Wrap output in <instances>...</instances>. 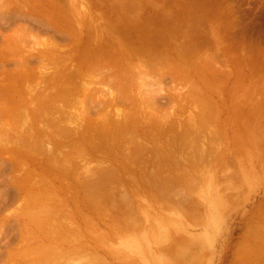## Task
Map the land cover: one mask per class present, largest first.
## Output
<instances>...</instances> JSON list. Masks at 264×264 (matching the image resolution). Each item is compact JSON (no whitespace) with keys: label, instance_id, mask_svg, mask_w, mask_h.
<instances>
[{"label":"rangeland","instance_id":"1","mask_svg":"<svg viewBox=\"0 0 264 264\" xmlns=\"http://www.w3.org/2000/svg\"><path fill=\"white\" fill-rule=\"evenodd\" d=\"M244 1L246 9L254 2ZM177 5L175 0H0V194L11 197L0 208V264H89V260L90 264H264V3L252 17L241 20L231 3L220 4L215 14L195 27L211 43L193 46L194 51L182 37L176 42L169 38V17ZM135 22L145 39L137 44L141 61L137 56L136 63L104 84L90 78L95 87L90 84L85 92L88 81L73 74L77 63L63 60L66 54L80 41L91 51L113 30L131 44ZM188 26L184 23L181 28L185 31ZM57 30L66 35V42ZM147 31L164 36L158 40L161 44L150 41ZM109 42L114 46L116 41ZM190 46L192 50H186ZM173 53L185 54L180 66L167 63ZM151 54L153 62L148 63L144 57ZM135 72L142 76L130 82ZM64 73L77 83H72L70 94L57 80ZM143 89L160 90L158 112L163 123L155 121L148 109L134 113ZM61 95L67 99L61 100ZM126 100L131 102L128 107L118 104ZM49 101L61 102L64 110L57 103L53 106L54 112L59 109L63 114L53 116ZM118 109L124 115L132 113L128 121ZM50 118L53 124L47 123ZM64 132L72 134L69 141ZM185 132L189 136H183ZM29 141L33 145L26 146ZM136 149L144 159L128 163V155L139 153ZM87 176L92 194L84 191Z\"/></svg>","mask_w":264,"mask_h":264},{"label":"bare ground","instance_id":"2","mask_svg":"<svg viewBox=\"0 0 264 264\" xmlns=\"http://www.w3.org/2000/svg\"><path fill=\"white\" fill-rule=\"evenodd\" d=\"M176 1V3H178V5H177V8L175 9V11L173 12V13H171L170 14V19H169V21H170V27H171V30L169 29V33L170 34H168L169 35V38L171 39V40H174V41H172V42H176V41H179L180 40V38L182 37L183 39H184V41L183 42H188L189 44L190 43H192L191 45H192V48H193V51L194 50H196L193 46H200V45H202V43H211V41L208 39V38H206V37H204V36H202V35H199V34H197L196 33V30H195V27L196 26H198L199 24H201V23H204V21H205V17L206 16H209V15H212V14H215L216 13V10H217V8H219V6H220V4H222V3H231L232 5H233V9L235 10V12H236V14H240V16H238L239 17V19L241 20V19H243V17H245V18H250V17H252V15H253V13H254V11L257 9V7H258V4H263L264 3V0H253L254 2L251 4V6H250V8H248V9H246V8H244V5H245V1L244 0H175ZM205 1V2H204ZM247 3V2H246ZM54 4V3H53ZM56 5H58V4H56ZM56 5H54V6H56ZM60 6V5H59ZM62 6V5H61ZM222 6V5H221ZM253 7V8H252ZM40 8V7H39ZM58 8V7H57ZM64 8H65V6H64ZM159 9H162L160 6L158 7ZM171 8V7H170ZM59 9V8H58ZM126 9H128V8H126ZM65 10V9H64ZM68 10V9H67ZM260 10V9H259ZM54 11V10H53ZM62 11V13H64V11H63V9L61 10ZM127 11V10H126ZM69 12V11H68ZM164 12H167L166 10H164ZM74 13V12H73ZM32 15V14H31ZM43 15V14H42ZM15 16V15H14ZM13 16V17H14ZM19 16V15H18ZM57 16V15H56ZM74 16V15H73ZM172 16V17H171ZM214 16V15H213ZM2 17V16H1ZM5 17V16H4ZM9 17V16H8ZM7 17V18H8ZM23 17V16H22ZM51 17H52V15H51ZM60 17L61 18H63L64 19V17L63 16H61V14H60ZM175 18V20H174V18ZM20 18V17H19ZM57 18V17H56ZM1 20H2V18H0ZM22 19H24V18H21L20 20H22ZM0 20V21H1ZM5 20V19H4ZM26 20V19H25ZM29 20V19H28ZM46 20H48V19H46ZM45 20V21H46ZM173 20H174V23H173ZM38 21V20H37ZM50 21V20H49ZM60 21H61V19H60ZM63 21V20H62ZM26 22V21H25ZM35 22V21H34ZM39 22V21H38ZM37 22V23H38ZM2 23V22H1ZM0 23V24H1ZM13 23V22H12ZM29 23V22H28ZM69 23V22H68ZM121 23L122 22H120V23H118V25H119V27L121 26ZM184 23H187L189 26H188V29L187 30H185V31H183L182 30V25L184 24ZM239 23H241V22H239ZM39 24V23H38ZM147 24V23H146ZM176 24H178V26H176ZM34 25V24H33ZM149 25V24H148ZM152 25V24H151ZM30 26H32V24L30 25ZM30 26H29V30H30ZM49 26V25H48ZM65 26V25H64ZM64 26H62L63 28H65ZM34 27H37V26H34ZM90 27H92V26H90ZM133 27H135V28H133V32H134V41L131 39V44L129 43V42H127V41H124V39L123 40H121V39H119L117 36H119L117 33L118 32H115L114 30H113V32L111 33V32H107V34H108V37H106V38H104V40L102 41H98V42H100L99 44H97L96 46H94L93 47V49L90 51V50H87V47L85 46V44L82 42V43H78V45L76 46V48H74V49H72V50H70V52H68V54H66V57L63 59V58H61V59H63V60H65L66 62H76L77 63V69H78V71H76V72H73V74L75 73L77 76H78V78L80 79L81 78V80H87L88 82H87V84H89V85H84V86H87L86 88H84L85 89V92H87V88L90 86V84H92L94 87H95V85L94 84H96V83H94V82H96V81H98V82H100L101 84H104L108 79L107 78H110L114 73H119V71H121L122 69H125V66H127L128 64H131L132 62H135L136 63V61L138 60V59H140V57L138 56V48H137V44H138V42H140V41H142V40H145V39H143V35H139L140 33H139V31H138V29H137V22H135L134 23V26ZM145 27H146V25H145ZM148 27V26H147ZM31 28H33V26L31 27ZM50 28V27H49ZM180 28H181V30H180ZM187 28V27H186ZM198 28V27H197ZM196 28V29H197ZM203 28V27H202ZM41 29H42V27H41ZM59 29V28H58ZM72 29V28H71ZM91 29V28H90ZM107 29V28H106ZM152 29V28H151ZM150 29V30H151ZM242 29V28H241ZM36 30H37V28H36ZM83 30V29H82ZM145 31H146V29H144ZM143 30V31H144ZM148 30V29H147ZM201 30V29H200ZM199 30V31H200ZM43 31V30H42ZM108 31V30H107ZM198 31V30H197ZM233 31V30H232ZM57 32H58V36L59 37H62L63 39V43L64 42H66V41H64V39L66 38V35H63L62 34V32H60V31H58L57 30ZM68 32V31H67ZM148 32V31H147ZM46 33V32H45ZM79 33V32H78ZM148 33H150V35H152L151 36V39H149L150 41H153L154 39H155V43H156V41H157V43H158V40H162L163 38H164V36H163V38L161 37L162 35L159 33V32H155V33H159V34H155V33H152L151 34V32H148ZM47 34V33H46ZM163 34V33H162ZM86 36V35H85ZM89 36V35H88ZM166 36V35H165ZM174 38H173V37ZM51 37H54V36H51ZM96 37V36H95ZM114 37H117V38H114ZM133 37V36H132ZM55 38V37H54ZM57 38V37H56ZM131 38V37H130ZM129 38V39H130ZM115 40L116 42L113 44L114 46H112L111 44L109 45V41H112V40ZM58 40V39H57ZM167 40V39H166ZM122 41H124V43H121ZM162 42V41H161ZM161 42L160 43H158V44H161ZM68 43V42H67ZM117 43V44H116ZM156 43V44H157ZM180 43H182V41L180 42ZM187 44V43H186ZM203 44V45H204ZM51 45H52V43H51ZM51 45H50V48H52L51 47ZM65 45V44H64ZM63 45V46H64ZM155 45V44H154ZM184 46H186L185 44H183ZM202 45V46H203ZM52 46H54V45H52ZM110 46H112V47H114V48H112V49H110ZM179 43H178V45H177V47L179 48ZM183 46V47H184ZM202 46L199 48L200 50H202L203 48H202ZM44 47L46 48V46L44 45ZM43 47V48H44ZM48 47V46H47ZM173 48H174V46H172ZM180 47H182V46H180ZM187 47V46H186ZM208 47V46H207ZM41 48V47H40ZM54 48V47H53ZM58 48V47H57ZM56 48V49H57ZM128 48H131L132 50V52L130 53V54H126V51L128 50ZM154 48H156V46L154 47ZM185 48V47H184ZM184 48H180V49H183L184 50ZM202 48V49H201ZM48 49H49V47H48ZM55 49V48H54ZM53 49V50H54ZM59 49V48H58ZM192 50L191 49V46H190V48H186V50ZM40 50H42V49H40ZM47 50V49H46ZM64 50V49H63ZM204 50V49H203ZM56 51V50H55ZM65 51V50H64ZM182 51V50H181ZM36 52V51H35ZM62 52V51H61ZM60 52V53H61ZM94 53L93 54V56L92 55H90V53ZM179 52V51H178ZM190 52H192V51H190ZM34 53V52H33ZM53 53V52H52ZM91 53V54H92ZM154 53V52H153ZM180 53V52H179ZM179 53H176V54H174L173 55V57L171 58V60L169 61V59L167 60V63H169L170 65L171 64H173V65H179L180 66V64L181 63H183V62H181L182 60H184L185 58L183 57V59H182V56H184V55H182V56H180L179 55ZM182 53H183V51H182ZM188 53V52H187ZM196 53H197V51H196ZM194 54H195V52H194ZM28 55V54H27ZM57 55V54H56ZM64 55V54H63ZM141 55H142V53H141ZM152 55V54H151ZM149 56L148 58L147 57H144V59H147L146 61L149 63L150 61L151 62H153V60H151L150 58L151 57H153V55L152 56ZM26 56V55H25ZM28 56H30V55H28ZM50 56V55H49ZM48 56V57H49ZM62 55H60V57H61ZM137 56H138V59H137ZM198 56V55H197ZM22 57V56H21ZM52 57V56H51ZM161 57H163V56H161ZM201 57V56H200ZM24 58V57H23ZM142 58V57H141ZM25 59V58H24ZM47 59V58H46ZM53 59V58H52ZM56 59H57V57H56ZM59 59V58H58ZM158 59H161L160 58V56L158 57ZM196 59V58H195ZM194 59V60H195ZM199 59V58H198ZM33 60V59H32ZM162 60V59H161ZM31 61V60H30ZM140 61H141V59H140ZM159 61V60H158ZM190 61V60H189ZM188 61V62H189ZM197 62H199L198 60H196ZM196 61H194V62H196ZM42 62V61H41ZM55 62V61H54ZM57 62V61H56ZM185 62V61H184ZM187 62V61H186ZM25 63V62H24ZM35 64L37 63V62H34ZM139 63V62H138ZM137 63V64H138ZM32 64V63H31ZM43 64V63H42ZM55 64V63H54ZM140 64H142V63H140ZM139 64V65H140ZM144 64V63H143ZM159 64V63H158ZM26 65L28 66V64L26 63ZM29 65H30V63H29ZM44 65H46V64H44ZM62 65H64V64H62ZM189 65V64H188ZM21 66H22V64H21ZM148 65H146V66H144V67H147ZM26 67V66H25ZM44 67V66H43ZM63 67V66H62ZM130 67V66H129ZM149 67V66H148ZM184 67V66H183ZM60 68H61V66H60ZM133 68H135V67H133ZM139 68V67H138ZM137 68V69H138ZM150 68V67H149ZM51 69V68H50ZM71 69V68H70ZM59 70V69H58ZM69 70V69H68ZM176 70V69H175ZM41 71V70H40ZM60 71V70H59ZM126 71V70H125ZM125 71H123V74L124 73H126ZM138 71H139V69H138ZM197 71V70H196ZM67 72V71H66ZM131 72V71H130ZM134 72V71H133ZM164 72V71H163ZM175 72V71H174ZM178 72V71H177ZM128 73V72H127ZM138 73V72H137ZM139 73H142V71L141 72H139ZM139 73L138 74H136V72H135V74L133 75V78H132V75L130 76L131 78H130V82H134V81H136V80H140L139 79V77L140 76H142L141 74H140V76H138L139 75ZM197 73V72H196ZM209 73V72H208ZM42 74V73H41ZM40 74V75H41ZM39 75V76H40ZM44 75H46V74H44ZM56 75V74H55ZM66 75V73H64L63 75H60V76H58L59 77V79H57V80H59V83H61L62 84V86H63V84H66L65 86H66V91H68V93H69V91H70V89H72L73 87H74V85L73 84H77V83H74L72 80L70 81V80H68V78L65 76ZM177 75V74H176ZM198 75V74H197ZM175 76V75H174ZM180 76V75H179ZM49 77V76H48ZM125 77V76H124ZM44 78V77H43ZM53 78H55V77H53ZM52 78V79H53ZM65 78V79H64ZM87 78V79H86ZM90 78H93V80H95V78H96V81H92V79H90ZM98 78V79H97ZM116 78V77H115ZM129 78V77H128ZM40 79H42V78H40ZM77 79V78H76ZM78 79V80H79ZM90 79V80H89ZM126 79H127V76H126ZM143 79V81H144V79H146V78H142ZM43 80V79H42ZM77 80V81H78ZM114 80V79H113ZM112 80V81H113ZM127 80H129V79H127ZM159 80H161V79H159ZM50 81H51V79H50ZM83 81V84L85 83L86 84V82H84ZM112 81H109V82H111L112 83ZM115 81H116V79H115ZM115 81H113V83L115 82ZM147 81V80H146ZM145 81V82H146ZM157 81V80H156ZM40 82H42V81H40ZM58 82V81H57ZM56 82V83H57ZM130 82L128 81L127 83L129 84V86H131L132 85V83H131V85H130ZM47 83V82H46ZM73 83V84H72ZM121 83V82H120ZM124 83V82H123ZM140 83V82H139ZM160 83H161V81H160ZM192 83H194V81L192 82ZM45 84V83H44ZM54 84V81H52V82H49L48 84H47V86L48 87H51L52 85ZM82 84V85H83ZM98 84V83H97ZM100 84V85H101ZM162 84V83H161ZM160 84V85H161ZM211 84V83H210ZM43 85V84H42ZM60 85V84H59ZM80 85V84H79ZM158 85H159V83H158ZM39 86V85H38ZM43 86H46V84L45 85H43ZM61 86V85H60ZM76 86H78V85H76ZM97 86V85H96ZM98 86H99V84H98ZM109 85H106V88L108 87ZM152 86V85H151ZM150 86V87H151ZM155 86V85H154ZM57 87V86H56ZM82 87V86H81ZM92 87V86H91ZM90 87V88H91ZM100 87V86H99ZM102 87H104V86H101V88ZM110 87V86H109ZM108 87V88H109ZM156 87V86H155ZM61 88V87H60ZM59 88V89H60ZM78 87H76V89H77ZM90 88H88L89 90H90ZM137 88V87H136ZM152 88H154L153 86H152ZM161 88V87H160ZM38 89V88H37ZM54 89V88H53ZM62 89H64L63 87H62ZM62 89H61V91H62ZM74 89V88H73ZM103 89H105V87L103 88ZM141 89V88H140ZM55 90H57L56 88H55ZM65 90V89H64ZM63 90V91H64ZM77 90H79V89H77ZM107 90V89H106ZM109 90V89H108ZM144 90V89H143ZM162 90V89H161ZM34 91H35V88H34ZM80 91V90H79ZM105 91V90H104ZM113 91H115V90H113ZM160 91V90H159ZM159 91H155L154 89H153V91H150L149 90V92L147 91V90H144L143 92L145 93V92H147L145 95H144V93L142 92L141 93V91H140V93H141V95L139 96L140 98H139V101H138V105H137V107H135V105H134V113L135 112H138V110H142L143 109V111H141V112H144L145 110L144 109H146V111H147V109H148V112L150 111L151 113H149V115L151 114L152 116L151 117H153L154 119H155V121H161L162 119L160 118V115H159V112H158V108H159V106H158V104H159V102L161 101V99L160 98H158L159 97ZM163 91V90H162ZM36 92H37V90H36ZM41 92V91H40ZM39 91H38V93H40ZM43 92V91H42ZM52 92V91H51ZM50 92V93H51ZM75 92V91H74ZM109 92H111V91H109ZM118 92V91H117ZM63 93V92H62ZM88 93H89V91H88ZM103 93V92H102ZM104 93H106V92H104ZM113 93H115V92H113ZM130 93H131V91H130ZM55 93H53V95H54ZM61 94V93H60ZM70 94V93H69ZM77 93H71V95L72 96H75ZM80 94H81V92H80ZM42 95V94H41ZM40 95V96H41ZM52 95V94H51ZM70 95V96H71ZM84 96H85V98L84 99H88L87 98V95H86V93L85 94H83ZM103 95H105V94H103ZM108 95V94H107ZM116 95V93L114 94V96ZM119 95H120V93H119ZM118 95V96H119ZM39 95L37 94V96H36V98L38 97ZM44 96H47V95H44ZM63 96H65L64 94H63ZM83 96V97H84ZM113 96V95H112ZM112 96H110V97H112ZM158 96V97H157ZM53 97L54 96H52V97H50L51 98V100L53 99ZM61 100H63L64 99V97L62 98V95L61 96H58ZM72 98V97H71ZM78 98V97H77ZM107 98V97H106ZM207 98V97H206ZM44 99V98H43ZM47 99V97L44 99V100H46ZM55 99H57L56 97H55ZM67 99V97L64 99V100H66ZM41 100V99H40ZM50 100V99H49ZM70 101H74L73 99H69ZM114 100V102H115V100L116 99H113ZM121 100V99H120ZM174 100V99H173ZM43 101V100H42ZM77 101H78V99H77ZM82 101H83V99H82ZM81 101V102H82ZM163 101V100H162ZM44 102V101H43ZM68 102V101H67ZM81 102H80V100H79V105H81ZM134 102V101H133ZM212 102V101H211ZM40 102H38V104H39ZM49 103H52L51 101H49ZM57 103V101L55 102L54 101V103H52V106H53V104H56ZM61 103V102H60ZM60 103L58 104L60 107L62 106V104L60 105ZM62 103H66V102H64V101H62ZM70 103V102H69ZM74 103V102H73ZM84 103V104H83ZM82 103V107H84V105H85V102H83ZM162 103H165V102H162ZM38 104H37V107H39L38 106ZM41 104V103H40ZM45 104H46V101H45ZM64 104H63V106H64ZM68 103H66L65 105H66V107L69 105H67ZM118 104L120 105V104H123V105H126L127 107L129 106V104H131V102H129L128 100H126L125 102L124 101H122V103L121 102H118ZM168 104H169V102H168ZM196 104V103H195ZM47 105H49L48 104V101H47ZM71 105V104H70ZM75 105V104H74ZM203 105V104H202ZM98 106V105H97ZM104 106V105H103ZM174 106V105H173ZM45 107H47V106H45ZM65 107V106H64ZM64 107H61L63 110H64ZM71 107V106H70ZM101 108H102V106H100ZM99 106H98V108H100ZM132 107V106H131ZM210 107V106H209ZM39 108H41V107H39ZM42 108L44 109V107L42 106ZM48 108H51V106H49ZM55 108V106H53L51 109H52V113H51V111H50V113L53 115V113H55L56 114V112H61L62 113V111H60L59 109H57L58 111H56V112H54L56 109H54ZM60 108V109H61ZM97 108V107H96ZM96 108H93V110L95 109L96 110ZM204 108V107H203ZM207 108V107H206ZM50 109V110H51ZM54 109V110H53ZM83 109V108H82ZM39 110V109H38ZM42 110V109H41ZM44 110H47L46 108L44 109ZM90 110V109H89ZM89 110H88V112H89ZM91 110H92V107H91ZM92 110V111H93ZM98 110V109H97ZM99 110H101V109H99ZM117 110V109H116ZM123 109H121V111H122ZM66 111V110H65ZM73 111V110H72ZM120 110L118 109V112H119ZM121 111H120V113H121ZM131 111V110H130ZM40 112V110L38 111V113ZM45 112V111H44ZM48 112V111H47ZM67 112V111H66ZM91 112V111H90ZM117 111H115V113H118ZM148 112H146L145 113V115L148 113ZM41 113H43V111H41ZM49 113V114H50ZM61 113H59L58 115H60ZM73 113H74V111H73ZM79 113V112H78ZM82 113V112H81ZM80 113V114H81ZM91 113H93V112H91ZM90 113V114H91ZM127 113H130L129 114V116L128 115H124L123 113H121V114H123L124 116V118H125V116L127 117L126 119H127V121H128V119H129V117H130V115L132 114L131 112H128L127 111ZM203 113V112H202ZM63 114V113H62ZM88 114V113H87ZM87 114H86V116H87ZM89 114V115H90ZM94 114H95V112H94ZM97 114H98V111H97ZM168 114H171V113H168ZM173 114V113H172ZM171 114V115H172ZM64 115H67V114H64ZM140 115V114H139ZM144 115V116H145ZM195 115V114H194ZM205 115V114H204ZM45 116V115H44ZM44 116H42V117H44ZM54 116V115H53ZM56 116H57V114H56ZM56 116L54 117V118H56ZM117 116V115H116ZM116 116H115V118H116ZM120 116V115H119ZM117 117V118H120V117ZM134 116V115H133ZM169 116V115H168ZM206 116V115H205ZM209 116V115H208ZM58 117H60V116H58ZM69 117V116H68ZM78 117V116H77ZM90 117V116H89ZM89 117H87V118H89ZM150 117V116H149ZM148 117V119H150L151 121L150 122H152V118L150 117L149 118ZM162 117V116H161ZM196 117V116H195ZM210 117V116H209ZM40 118V117H39ZM38 118V119H39ZM46 118V117H45ZM80 118V117H79ZM107 120H109L107 117H105ZM191 118V117H190ZM203 118V117H202ZM207 118V117H206ZM15 119V118H14ZM42 119V118H41ZM57 119V118H56ZM60 119V118H59ZM64 119H66L65 117H64ZM63 118H62V122H64V123H66V121L64 120ZM105 119V121L107 122V120ZM135 119V118H134ZM161 119V120H160ZM164 119V118H163ZM205 119V118H204ZM45 120V119H44ZM52 120V118H50L48 121H47V123L49 122V121H51ZM83 120V119H82ZM102 119H100V121H101ZM122 120V119H121ZM120 120V121H121ZM164 120H166V119H164ZM182 120V119H181ZM181 120H180V122H181ZM201 120V119H200ZM69 121V120H68ZM100 121H99V123H100ZM103 121V120H102ZM124 121V122H123ZM121 123L124 125L125 123H127L125 120H123ZM131 121V120H130ZM149 121V120H148ZM154 121V120H153ZM168 121H170L168 124H170V127H169V129H172V123H171V119L170 120H168ZM185 121V120H184ZM183 121V122H184ZM189 121V120H188ZM43 122V121H42ZM55 122V120L53 121L52 120V124ZM56 122H59V120L57 119V121ZM80 123L79 124H77V125H80L81 124V121H79ZM104 122V121H103ZM165 122V121H164ZM191 122V121H190ZM206 122V121H205ZM91 123V122H90ZM89 123V124H90ZM121 123H120V125H121ZM162 123H163V120H162ZM161 123V125H163ZM186 123V122H185ZM200 123V122H199ZM72 124V123H71ZM75 124V123H74ZM74 124H73V126H72V128H74ZM106 124H108V123H106ZM110 124V123H109ZM115 124V123H114ZM119 124V123H118ZM138 124H140V123H138ZM148 124V123H147ZM149 124H151V123H149ZM159 124V123H158ZM166 124H167V122H166ZM167 124V125H168ZM187 124V123H186ZM185 124V125H186ZM190 124V123H189ZM203 124V123H202ZM48 125V124H47ZM61 125V124H60ZM67 125V124H66ZM88 125V124H87ZM102 125H104V124H102ZM116 125V124H115ZM122 125V126H123ZM128 125V124H127ZM133 125V124H132ZM141 125V124H140ZM181 125H182V123H181ZM192 125V124H191ZM29 126H30V124H29ZM57 126V125H56ZM59 126V125H58ZM70 126V125H69ZM70 126V127H71ZM83 126V125H82ZM99 126V125H98ZM148 126V125H147ZM160 126V125H159ZM183 126V125H182ZM63 127V126H62ZM76 128H77V126H75ZM79 128L81 127V125L80 126H78ZM102 127H105V125L104 126H102ZM124 127V126H123ZM135 127V126H134ZM133 127V129H136V128H134ZM137 127V126H136ZM139 127V126H138ZM140 127H142V126H140ZM149 127V126H148ZM155 127V126H154ZM184 127V126H183ZM186 127V126H185ZM184 127V128H185ZM190 127V126H189ZM25 128V127H24ZM46 128V127H45ZM55 128V127H54ZM57 128V127H56ZM59 128V127H58ZM57 128V129H58ZM61 128V127H60ZM64 128V127H63ZM115 128V127H114ZM116 128L118 129V126H116ZM125 128V127H124ZM143 128V127H142ZM162 128V126L160 127V129ZM43 129V128H42ZM81 129V128H80ZM119 129H121V128H119ZM118 129V130H119ZM126 129V128H125ZM128 129V128H127ZM158 129H159V127H158ZM159 129V130H160ZM182 130H183V128H181ZM190 128H188V130H189ZM192 129V128H191ZM190 129V130H191ZM193 129H196L195 127L193 128ZM200 129V128H199ZM199 129H197V130H199ZM202 129V128H201ZM200 129V130H201ZM26 130V129H25ZM105 130V129H104ZM104 130H101V131H104ZM199 130V131H200ZM204 130V129H203ZM54 131V130H53ZM66 131V130H65ZM68 131H70V130H68ZM67 131V132H68ZM75 131V130H74ZM137 131V130H136ZM158 131V130H157ZM177 131H179V130H177ZM181 131V130H180ZM194 131V130H193ZM198 131V132H199ZM58 132H59V130H58ZM57 132V133H58ZM61 132V131H60ZM72 132V131H71ZM76 132V131H75ZM78 132H80V131H78ZM117 132V131H116ZM132 132H134V133H136L134 130H132L131 131V133ZM190 133H191V131H189ZM204 132V131H203ZM3 133V132H2ZM28 133V132H27ZM111 133V132H110ZM121 133H123V131L122 132H120V135H121ZM181 133H182V131H181ZM195 133V132H194ZM62 134V133H61ZM67 134H69V136H67L66 137V135ZM75 134H77V133H75ZM99 134V133H98ZM117 134V133H116ZM130 134V133H129ZM170 134V133H169ZM176 134V133H175ZM174 134V135H175ZM180 134V133H179ZM187 133L185 132V134L183 135V136H185ZM193 134V133H192ZM197 134H199V133H197ZM201 134V133H200ZM52 135V134H51ZM58 135H59V133H58ZM58 135H57V137H58ZM87 135V134H86ZM127 135V134H126ZM151 135V134H150ZM171 135H172V132H171ZM170 135V136H171ZM173 135V136H174ZM180 135H182V134H180ZM202 135H203V133H202ZM53 136V135H52ZM65 139L67 138L68 139V141H69V137L70 136H72V134H70V133H63V135H62ZM110 136V135H109ZM121 136H123V135H121ZM131 136L133 137V135L131 134ZM169 136V135H168ZM172 136V137H173ZM177 136V135H176ZM175 136V137H176ZM179 136V135H178ZM183 136H182V138H183ZM186 136H189V134L188 135H186ZM185 136V137H186ZM21 137V136H20ZM20 137L18 138L19 139V141H20ZM48 137V136H47ZM46 137V138H47ZM56 137V138H57ZM111 137V136H110ZM136 137V136H135ZM148 137V136H147ZM180 137V136H179ZM184 137V138H185ZM198 137V136H197ZM205 137V136H204ZM22 139H25L24 137H21ZM36 138V137H35ZM35 138H34V140H35ZM46 138H45V140H46ZM62 139V141L63 140H65V139ZM94 138V137H93ZM137 138V137H136ZM154 138H155V136H154ZM181 138V137H180ZM193 138V136H191V139ZM196 138V137H195ZM194 138V139H195ZM198 138H200V137H198ZM15 139H17V137L15 138ZM17 139V140H18ZM57 139H59V138H57ZM60 139H61V137H60ZM66 139V140H67ZM82 139V138H81ZM127 139V138H126ZM132 139V138H131ZM135 139V138H134ZM140 139V138H139ZM145 139H147L148 141H149V139L148 138H145ZM156 139V138H155ZM189 138H187V140H188ZM27 140V139H26ZM24 141V142H22L23 140H21V142H22V144H24L25 142H27V141ZM31 140V139H30ZM50 140V139H49ZM111 140V139H110ZM142 140V139H141ZM146 140V141H147ZM150 140H151V138H150ZM159 140V139H158ZM175 140V139H174ZM177 140V139H176ZM183 140V139H182ZM186 140V139H185ZM186 140V141H187ZM39 141V139H37V142ZM56 141V140H55ZM127 140H125V142H126ZM153 141V140H152ZM151 141V142H152ZM160 141V140H159ZM17 142V141H16ZM37 142H35V144L37 143ZM45 142V141H44ZM65 142H67V141H65ZM124 142V143H125ZM150 142V141H149ZM170 143H172V141H169ZM174 142V141H173ZM182 142V141H181ZM191 142V141H190ZM10 143V142H9ZM19 143V142H18ZM29 143V145L27 144L26 146H30L31 144H32V141L30 142H28ZM31 143V144H30ZM39 143H41V142H39ZM49 143H50V141H49ZM77 144H78V141L76 142ZM88 143H89V141H88ZM154 143H155V140H154ZM169 143V144H170ZM183 143V142H182ZM186 143V142H185ZM184 143V144H185ZM12 144V143H11ZM22 144H21V146H22ZM162 144V143H161ZM164 144V143H163ZM175 144V143H174ZM17 145V144H16ZM33 145V144H32ZM40 145V144H39ZM73 145V144H72ZM125 145V144H124ZM131 145V144H130ZM149 145V144H148ZM168 145V144H167ZM188 145V144H187ZM21 146L19 145V147L21 148ZM38 146V145H37ZM42 146V145H41ZM79 146V145H78ZM77 146V147H78ZM90 146V145H89ZM170 146V145H169ZM172 146L174 147V145L172 144ZM34 147V146H33ZM50 147V146H49ZM53 147V146H52ZM130 147V146H129ZM132 147V146H131ZM162 147V146H161ZM187 147V146H186ZM202 147V146H201ZM38 148V147H37ZM65 148H67V147H65ZM70 148V147H69ZM72 148V147H71ZM75 148V147H74ZM80 148V147H79ZM81 148H82V146H81ZM84 148V147H83ZM91 148V147H90ZM137 148H138V146H137ZM167 148H168V146H167ZM172 148V147H171ZM183 148V150H185L184 149V147H182ZM39 149H40V147H39ZM42 149V148H41ZM51 149V148H50ZM50 149H48V151H49V154L50 153H52V151L50 152ZM139 149V148H138ZM158 149V148H157ZM173 149V148H172ZM171 149V150H172ZM43 150V149H42ZM52 150V149H51ZM58 150H60V149H58ZM76 150V149H75ZM83 150V149H82ZM92 150V149H91ZM90 150V151H91ZM97 150V149H96ZM101 150V149H100ZM132 150H134V149H132ZM137 150V149H136ZM150 150V149H149ZM162 150V149H161ZM170 150V149H169ZM169 150H168V152H169ZM174 150H176V149H174ZM180 150V149H179ZM182 150V151H183ZM57 151V150H56ZM64 151V150H63ZM67 151V150H66ZM72 151V150H71ZM89 151V152H90ZM102 151V150H101ZM138 151V150H137ZM140 151H142V152H144L143 151V148H142V150H140ZM140 151H138L139 153H136V154H130V155H128V158L126 159L127 160V162L128 163H131L132 161H137L138 159H141V158H143L144 159V157H143V153H141ZM148 151V150H147ZM153 151V150H152ZM163 151H164V148H163ZM173 151V150H172ZM35 152V151H34ZM73 152H74V150H73ZM85 152H86V150H85ZM91 152H93V151H91ZM129 152H130V149H129ZM43 153V152H42ZM41 152L40 153H38V154H42ZM113 153V152H112ZM146 153V152H145ZM144 153V154H145ZM175 153V152H174ZM183 153V152H182ZM101 154V153H100ZM115 154V153H114ZM125 154V153H124ZM166 154H168L167 152H166ZM166 154H164V155H166ZM171 154H173V153H171ZM177 154V153H176ZM36 156H37V154H35ZM34 155V156H35ZM52 155V154H51ZM78 155V154H77ZM81 155H82V153H81ZM121 155V154H120ZM120 155H118V156H120ZM162 155V154H161ZM170 155V154H169ZM175 155V154H174ZM173 155V156H174ZM56 156V155H55ZM60 156H62V155H60ZM80 156V155H79ZM97 156H99L98 154H97ZM176 156V155H175ZM183 156H185L184 154H183ZM198 156V155H197ZM168 157V156H167ZM189 157V156H188ZM187 157V158H188ZM59 158V157H58ZM83 158V157H82ZM85 158H87V157H85ZM119 158V157H118ZM177 158H179V157H177ZM180 158H183L182 156H180ZM199 158V157H198ZM120 159V158H119ZM155 159V158H154ZM179 160V159H178ZM61 161H62V159H61ZM139 161V160H138ZM153 161V160H152ZM206 161V160H205ZM96 162V161H95ZM179 162H180V160H179ZM186 162V161H185ZM192 162V161H191ZM92 163V162H91ZM141 163V162H140ZM194 163V162H193ZM84 164V163H83ZM87 164V163H86ZM134 164V163H133ZM137 165H139V163L137 162L136 163ZM142 164V163H141ZM188 164V163H187ZM3 165V164H2ZM36 165V164H35ZM44 165V164H43ZM46 165V164H45ZM79 166H80V164H78ZM89 165V164H88ZM155 165V164H154ZM185 165V164H184ZM4 166V165H3ZM49 166V165H48ZM59 166V165H58ZM62 166V165H61ZM82 166V165H81ZM85 166V165H84ZM83 166V167H84ZM133 166H135V165H132V167ZM188 166V165H187ZM92 167V166H91ZM154 167V166H153ZM5 168V167H4ZM39 168V167H38ZM60 168V167H59ZM105 168V167H104ZM107 168V167H106ZM135 168V167H134ZM139 168H141V167H138V169ZM42 169V168H41ZM50 169V168H49ZM84 169V168H83ZM86 169V168H85ZM87 169H89V168H87ZM142 169V168H141ZM140 169V170H141ZM165 169V168H164ZM37 170V169H36ZM112 170V169H111ZM152 170V169H151ZM79 171H82V170H79ZM83 171H85V170H83ZM103 172V174H106V175H110L111 173H112V171H110V170H102ZM138 171V170H137ZM190 171V170H189ZM69 172V171H68ZM93 172V171H92ZM97 172H98V170H97ZM115 172V171H114ZM141 172V171H140ZM165 172V171H164ZM186 172V171H185ZM24 173V172H23ZM109 173V174H108ZM188 173V172H187ZM153 174V173H152ZM177 174V173H176ZM84 175H86V174H84ZM83 175V176H84ZM95 175V174H94ZM155 175H156V173H155ZM188 175H189V173H188ZM191 175V174H190ZM81 176V175H80ZM113 176V175H112ZM151 176V175H150ZM159 176V175H158ZM157 176V177H158ZM183 176V175H182ZM89 177L90 176H87V182L84 184V183H82V184H84V188H85V190L84 191H86V192H88L89 191V193H91L90 192V183H88V179H89ZM111 177V176H110ZM109 177V178H110ZM86 178V177H85ZM84 178V179H85ZM108 178V177H107ZM84 179H81V180H84ZM91 179V178H90ZM173 179V178H172ZM130 180V179H129ZM167 180V179H166ZM186 180V179H185ZM93 181V180H92ZM176 181V180H175ZM91 182V181H90ZM171 182V181H170ZM92 183V182H91ZM105 183V182H104ZM42 185H44V184H42ZM192 185V184H191ZM50 186H51V184H50ZM94 186V185H93ZM119 186V185H118ZM158 186V185H157ZM157 186H156V188H157ZM100 187V186H99ZM9 189V188H8ZM83 189V188H82ZM94 190V189H93ZM8 191V190H7ZM12 191V190H11ZM15 191V190H14ZM58 191H59V189H58ZM57 192V191H56ZM85 192V193H86ZM14 193H16V192H14ZM87 194V193H86ZM92 194V193H91ZM15 195H17V194H15ZM90 197V196H89ZM91 198V197H90ZM11 199V197L7 194V193H5V192H1V194H0V208H2V207H4V206H6L7 205V203L9 202V200ZM92 199V198H91ZM91 199H90V201H91ZM123 201H125L124 199H122ZM120 206V205H119ZM132 206V205H131ZM3 209V208H2ZM57 219V218H56ZM69 224H71V223H69ZM68 225V224H67ZM66 226V225H65ZM50 229V228H49ZM75 229V228H74ZM73 229V230H74ZM79 230V229H78ZM8 234V233H7ZM6 234V235H7ZM10 234V233H9ZM11 235V234H10ZM10 235H8V236H10ZM73 235V234H72ZM63 236V235H62ZM64 237V236H63ZM6 238H8L7 236H6ZM12 238H13V236H12ZM5 239H3L2 241H4ZM8 240V239H7ZM11 240L12 239H9V241L11 242ZM67 240V239H66ZM6 241V240H5ZM1 242V241H0ZM8 242V241H7ZM71 242V241H70ZM69 242V243H70ZM2 244V243H1ZM10 244V243H9ZM7 245V244H6ZM8 246V245H7ZM6 247V246H5ZM49 250V249H48ZM84 256V255H83ZM1 257V256H0ZM64 258V257H63ZM72 258V257H71ZM1 259V258H0ZM77 259V258H76ZM82 259V258H81ZM65 260V259H64ZM67 260H70V259H68V257H67V259H66V261ZM75 260V259H74ZM73 260V261H74ZM83 260V259H82ZM88 260V259H87ZM68 262V261H67ZM86 262V261H85ZM88 262V261H87ZM62 263H64V262H62ZM80 263V262H79ZM68 264V263H67ZM78 264V263H77ZM88 264V263H87ZM89 264H90V260H89Z\"/></svg>","mask_w":264,"mask_h":264},{"label":"crops","instance_id":"3","mask_svg":"<svg viewBox=\"0 0 264 264\" xmlns=\"http://www.w3.org/2000/svg\"><path fill=\"white\" fill-rule=\"evenodd\" d=\"M233 264V263H232ZM235 264V263H234Z\"/></svg>","mask_w":264,"mask_h":264}]
</instances>
